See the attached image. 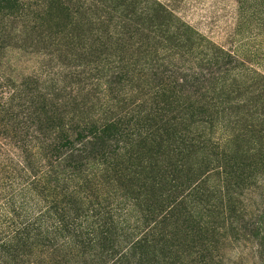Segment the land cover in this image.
<instances>
[{
    "label": "trees",
    "instance_id": "1",
    "mask_svg": "<svg viewBox=\"0 0 264 264\" xmlns=\"http://www.w3.org/2000/svg\"><path fill=\"white\" fill-rule=\"evenodd\" d=\"M54 17L87 31L1 101L28 207L0 225V264H215L264 177V76L161 0H0V24Z\"/></svg>",
    "mask_w": 264,
    "mask_h": 264
},
{
    "label": "rangeland",
    "instance_id": "2",
    "mask_svg": "<svg viewBox=\"0 0 264 264\" xmlns=\"http://www.w3.org/2000/svg\"><path fill=\"white\" fill-rule=\"evenodd\" d=\"M23 1L35 5L40 0ZM161 1L170 4L181 21L192 26L201 35L227 49L239 51V55L249 63L248 67L264 76L263 7L255 5L247 9L244 14L246 19L239 20L243 17L239 16L240 9L236 0ZM263 2L264 0L261 1ZM74 20L77 25L71 19L49 18L47 24H42L40 28L28 21L5 19L1 22L0 105L1 101L11 97L17 87L25 84L28 77L42 71L46 75L49 70H56L54 67H57L58 61L65 60L71 48L67 45L74 43L65 36L71 39L82 36L87 31L86 28L83 29L80 18ZM72 25L74 27L71 28ZM253 50H258L256 59L250 56ZM34 119L31 118L29 122L24 120L23 125L33 134L40 127V124L34 123ZM2 120L0 117V123ZM6 137L8 136L4 134L1 123L0 225L11 218V223L20 222L17 215L25 214L28 207L25 187L28 177L17 170V166L11 161L8 162L5 156L6 152L16 155L21 152L13 146L15 142ZM243 194L236 214L237 221L233 227L225 221L226 224L222 226L225 230L215 240L218 244L213 258L215 264H264V177L259 178L254 187Z\"/></svg>",
    "mask_w": 264,
    "mask_h": 264
}]
</instances>
